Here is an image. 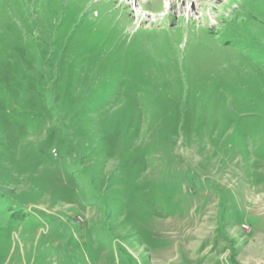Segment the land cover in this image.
<instances>
[{
    "label": "rangeland",
    "instance_id": "obj_1",
    "mask_svg": "<svg viewBox=\"0 0 264 264\" xmlns=\"http://www.w3.org/2000/svg\"><path fill=\"white\" fill-rule=\"evenodd\" d=\"M0 264H264V0H0Z\"/></svg>",
    "mask_w": 264,
    "mask_h": 264
}]
</instances>
